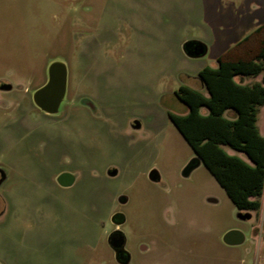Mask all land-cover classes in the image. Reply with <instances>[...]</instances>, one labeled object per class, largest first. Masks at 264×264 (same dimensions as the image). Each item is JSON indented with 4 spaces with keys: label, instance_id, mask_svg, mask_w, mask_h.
<instances>
[{
    "label": "rangeland",
    "instance_id": "374dc122",
    "mask_svg": "<svg viewBox=\"0 0 264 264\" xmlns=\"http://www.w3.org/2000/svg\"><path fill=\"white\" fill-rule=\"evenodd\" d=\"M263 22L264 0H0V84L14 87L0 89L11 175L0 264H119L117 213L129 264H264V193L258 210H240L203 162L190 167L197 155L168 114L187 113L176 90L206 93L198 72ZM190 40L207 53L187 55ZM55 60L67 92L46 114L33 93ZM257 124L264 135V105ZM69 169L78 177L66 189L56 177ZM233 228L240 245L223 241Z\"/></svg>",
    "mask_w": 264,
    "mask_h": 264
},
{
    "label": "trees",
    "instance_id": "16d2710c",
    "mask_svg": "<svg viewBox=\"0 0 264 264\" xmlns=\"http://www.w3.org/2000/svg\"><path fill=\"white\" fill-rule=\"evenodd\" d=\"M259 75L261 80L252 83L237 79ZM197 77L206 93L181 85L176 95L188 112L169 111V117L233 203L240 210H258L264 193V135L257 124L264 105V23Z\"/></svg>",
    "mask_w": 264,
    "mask_h": 264
},
{
    "label": "water",
    "instance_id": "95a60500",
    "mask_svg": "<svg viewBox=\"0 0 264 264\" xmlns=\"http://www.w3.org/2000/svg\"><path fill=\"white\" fill-rule=\"evenodd\" d=\"M184 51L189 56L198 57L205 55L208 51V47L200 40H190L184 43ZM47 72V82L34 91L33 100L35 104L44 112L55 114L58 112L60 105L66 96L68 68L65 62L55 60L50 63ZM5 87H11V85L9 84ZM135 123L136 127L140 126V122L136 121ZM200 162L201 159L197 156L190 167L193 168L194 164H198ZM115 173L116 170L111 171V174ZM71 176L72 175L70 173H62L59 176V181L64 184L71 183ZM150 177L155 180L159 179L158 173L155 170L150 173ZM64 178L67 180H63ZM239 216L246 219L251 218L252 214L250 212H246L240 213ZM245 238L246 236L241 229L233 228L225 232L223 241L228 245H240L245 241Z\"/></svg>",
    "mask_w": 264,
    "mask_h": 264
},
{
    "label": "flooded vegetation",
    "instance_id": "af4514ba",
    "mask_svg": "<svg viewBox=\"0 0 264 264\" xmlns=\"http://www.w3.org/2000/svg\"><path fill=\"white\" fill-rule=\"evenodd\" d=\"M9 84L11 85V87H5L6 85H9ZM0 89L5 90V91H11L14 89V87L11 83L2 82L0 84ZM46 114H49V113H46ZM62 173H70L72 175L71 176L72 182L68 184L61 183L59 181V176L56 177V181L59 183L60 186L66 189H71L76 183L78 174L76 173V171L69 169V170H60L57 175H60ZM10 177H11L10 173L6 169L0 167V216H3L5 214L6 207L10 200L9 192L7 189L4 188L5 184H7L10 181ZM63 180H67V179L64 178ZM125 221H126V217L124 215L118 214V213L114 214L113 222L116 225H115L113 233L110 235V238H109V242L111 243V246L114 251L115 259L119 264H129L132 261V257H133L131 250L127 246V240H128L127 236L122 230V225L124 224ZM140 249L143 251L144 250L152 251L154 248L150 247L149 249V247L147 248V246L141 245Z\"/></svg>",
    "mask_w": 264,
    "mask_h": 264
},
{
    "label": "crops",
    "instance_id": "0c3cea01",
    "mask_svg": "<svg viewBox=\"0 0 264 264\" xmlns=\"http://www.w3.org/2000/svg\"><path fill=\"white\" fill-rule=\"evenodd\" d=\"M263 23H264V22H263ZM261 24H262V23H261ZM233 45H234V44H233ZM233 45H231L230 47H232ZM207 47H208V46H207ZM230 47H229V48H230ZM229 48H227L226 50H228ZM226 50H225V51H226ZM225 51H223V52L218 56V58H219V57H220ZM218 58H217V64H218ZM215 66H217V65H215ZM215 66H214V67H215ZM239 78H240V77H239ZM246 78H247V77H246ZM237 79H238V78H237ZM244 79H245V78H242V79L240 78V79H238V80H243V81H244ZM244 82H246V81H244ZM247 83H249V82H247ZM227 245H228V244H227Z\"/></svg>",
    "mask_w": 264,
    "mask_h": 264
}]
</instances>
